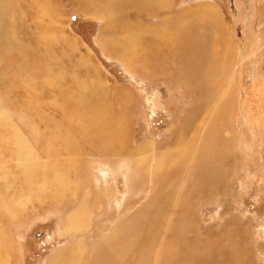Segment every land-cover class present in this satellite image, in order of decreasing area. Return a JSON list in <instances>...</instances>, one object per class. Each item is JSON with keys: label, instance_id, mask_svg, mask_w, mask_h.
Returning a JSON list of instances; mask_svg holds the SVG:
<instances>
[{"label": "rangeland", "instance_id": "374dc122", "mask_svg": "<svg viewBox=\"0 0 264 264\" xmlns=\"http://www.w3.org/2000/svg\"><path fill=\"white\" fill-rule=\"evenodd\" d=\"M19 3L11 12H19L13 20L18 38L36 52L47 51L62 71L87 84L84 93L98 97L96 111L114 136L98 140L88 119L71 108L75 94L64 98L44 78L28 76L8 61L0 66V108L8 118L0 125V199L12 212L0 221L8 243V260L1 264H45L69 242L63 228L81 199L87 200L89 234L99 235L103 228L106 233L141 213L144 234L138 242L149 251L147 264H165L170 251L180 259L185 243L196 251L226 236L238 244L235 264H264V239L257 231L264 229V54L261 75L253 56L260 40L256 30L264 27L259 15L264 0H167L169 7L158 15L140 14L145 27H175L180 15L188 17L186 9L215 7L237 63L232 112L218 117L216 107L214 112L212 104H204L197 80L190 90L185 87L181 56L173 49L158 44L148 49L156 55L154 66L128 68L122 58L105 55L98 43L104 36L101 21L83 15L76 0ZM40 7L49 15L40 14ZM128 13L136 17L133 9ZM11 14L8 8V22ZM43 34L52 42L43 44ZM223 96L218 97L224 101ZM204 119L220 129L219 142L205 140L206 149L203 141L198 144ZM180 140L194 142L195 152L188 155L192 162L178 158ZM202 154L210 158L199 166ZM32 161L34 169L28 172L24 162ZM59 178L67 184L61 185L62 203L54 200ZM98 243L83 239L85 246Z\"/></svg>", "mask_w": 264, "mask_h": 264}, {"label": "bare ground", "instance_id": "6f19581e", "mask_svg": "<svg viewBox=\"0 0 264 264\" xmlns=\"http://www.w3.org/2000/svg\"><path fill=\"white\" fill-rule=\"evenodd\" d=\"M21 1L22 0H0V66L7 64V61L11 62L10 64H16L25 74L28 73V76H40L44 78L45 85L50 86V88L57 89V93L59 94L60 92L62 97H68L69 99V93L75 94V101L71 104V108L76 113H79L77 114L78 116L86 117L88 119L97 132L98 140L110 141L114 136L113 130L109 129V126L106 124L107 122L104 120L105 118H102L96 111L97 103H99L98 97L92 95L91 93L87 95L84 93V90L86 89L85 85L87 84L81 82L76 74H73L72 76L69 75V73L62 71L58 66L59 61L57 62V60H54L47 51L36 52L29 45L24 44L21 39L18 38V35L13 28V20L19 15V12H15L14 15L11 14V12L20 4L19 2ZM76 1L77 4H79L83 15L90 16L101 21L104 36H101L98 39V43L107 57L111 58L114 56L118 59L122 58L126 67L133 68V66L138 65L139 67L137 66V68L141 71H146L145 68L147 65L154 66L152 62L154 63L157 61L155 57L156 55L153 56V54H150L151 51L149 52L148 49L151 50L158 44H163L165 48L173 49L174 51H172L175 54H179L181 56V65L184 67V77H182L186 78L188 81V83L185 81L187 83V85L185 84V87L187 89L190 88V85L193 87L195 85L194 80H197L200 85V88L198 89L201 91L203 96L201 98H204V104L207 106L212 104L214 112L216 111L214 107H216L218 111L216 113L218 114L216 115L217 117L222 114L227 116L231 114V86L235 80L237 63L234 61L235 52L232 50L230 42L224 36L225 26L221 21H219L218 12L215 7L210 4H201L193 10L186 9L185 11L188 13V17L184 18L180 15L179 21L175 27L166 26L165 23H163L167 21L165 19L162 22L164 27L161 28L162 24L154 25V27H145L142 23H140L139 17L140 14L145 11L146 13H149V15L151 14V16L158 15V11L169 7L164 3V1L167 0ZM8 8L12 16L10 17L9 22ZM131 9H133L136 13V17H133L132 15L129 16L130 13H128V11H131ZM39 12L42 15H49V10H44L43 7H40ZM259 15L262 17L264 16V7L260 9ZM260 22H264V20L261 19ZM257 27H259V25H257ZM256 32L258 33L257 36L260 40L253 56L259 63L258 73L261 75L260 55L262 57V54H264V37L260 35V33L264 34V27L260 28V30L257 29ZM149 34H152L154 37L151 39L147 38V35ZM40 40L43 44H49L52 42L51 38L45 36V34L40 37ZM138 58L139 60L141 59V61H147L148 59L149 61L145 63H137L139 61H137ZM191 82L192 84H190ZM4 88H6V86H4ZM226 91H228L227 95L225 93ZM222 94H225V96ZM218 96L221 98L223 96L224 101L219 99ZM221 101L222 103L220 105ZM190 117L191 113L188 114L187 119H190ZM0 119H3L2 124H0L1 126L8 123L6 112L4 109L1 110V108ZM186 121V125L183 122L184 129L188 128L190 122L188 120ZM221 121L219 122L220 124L222 123ZM207 122L208 119H204L202 122L203 127L201 128V133H203V135L198 143L201 144L203 141L202 147H204V149L207 147L205 140L219 142L218 139L220 137L219 127L215 126L210 128V126H207ZM19 139L21 140V136H19ZM180 141L183 143L179 148L180 155H178V158L181 159V162H192L190 161L191 159L188 155H192V153L195 152L196 146H194V142L191 143L192 141L186 142L184 140ZM18 143L24 144L25 140L18 141ZM204 149L202 150L204 151ZM145 150L146 148L141 149L138 154ZM217 150L216 152H218ZM211 153L213 154V152ZM208 158H210L209 154H202L199 159L197 157L198 165L201 162V165H205V159L208 161ZM210 162L211 161H209V163ZM32 163L34 164L24 162L28 172H31L34 169L33 167L35 166V161H32ZM208 168L211 169L212 166H208ZM216 169L217 168H215L214 171H216ZM98 171L100 172V176L104 175V172L101 171V169ZM102 178L103 177H101V179ZM57 180H59L57 181V186L59 187L58 192L55 191L54 200L56 203H62L64 199H60V196L62 195L64 188L61 185L65 182L63 181V178H59ZM100 181L101 180L99 179L96 184H99ZM64 185L67 186L66 183ZM41 186L42 189L46 187L45 184H41ZM75 192L76 191H74L73 196H75ZM20 203L21 201L18 202L17 205H20ZM86 206L87 200L81 199L74 210L68 214L63 231L68 235L70 240L68 243L55 251L52 257H50L45 264H147L149 251L146 250L147 248H143V246L140 245L141 243L138 242V238H140L139 235L142 234L143 236L144 234L143 225H140L142 221L141 213H137L127 221L119 222L114 229L108 230L106 233L103 228L101 230L103 233L99 232V235L97 234V231L94 230H91V234H89L86 232L87 224L89 223V214L87 215L86 213ZM0 208L2 210L0 211V221L5 218L4 213L8 215L9 211V214H12L10 208H8V204L3 202L2 199H0ZM130 219L132 221L131 225L129 223ZM257 231H259V237L264 239V229L259 227V230ZM78 232L81 233L78 234ZM83 239L85 241L88 240V243L90 244H95L96 241L99 243L96 244L95 247H90L89 245L85 246L83 244ZM223 239L226 241L218 243H215V240L213 243L210 241V244L206 247H202L196 251H191L190 249L192 248L193 250V247L190 245L189 247L191 248L189 249L188 243H185L183 247H179L182 253L180 259H175L172 251H170L168 260H166V255L163 256L166 258L165 264H235L236 256L238 255V244L234 242L233 238H231V240L226 236V238ZM7 244V235L5 230L0 227V264L2 261L8 260ZM137 245L138 248L137 251H135L134 247ZM88 247L89 249H87ZM182 255L187 257V260L184 262L182 260ZM224 261L228 263H225Z\"/></svg>", "mask_w": 264, "mask_h": 264}]
</instances>
